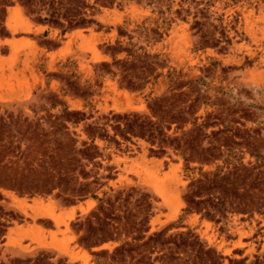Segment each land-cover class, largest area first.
Here are the masks:
<instances>
[{
    "label": "rangeland",
    "instance_id": "rangeland-1",
    "mask_svg": "<svg viewBox=\"0 0 264 264\" xmlns=\"http://www.w3.org/2000/svg\"><path fill=\"white\" fill-rule=\"evenodd\" d=\"M140 259L264 264V0H0V264Z\"/></svg>",
    "mask_w": 264,
    "mask_h": 264
},
{
    "label": "bare ground",
    "instance_id": "bare-ground-1",
    "mask_svg": "<svg viewBox=\"0 0 264 264\" xmlns=\"http://www.w3.org/2000/svg\"><path fill=\"white\" fill-rule=\"evenodd\" d=\"M11 11V10H10ZM22 11V10H21ZM12 14H16L19 17H22V13L20 12V9L18 10V7H12ZM10 14V13H9ZM81 211H85V208H83L82 206L80 207ZM84 213V212H83ZM74 216V212L73 210L66 216L65 219L62 220V222H64L66 228L68 226V220L72 219ZM55 219V218H54Z\"/></svg>",
    "mask_w": 264,
    "mask_h": 264
},
{
    "label": "trees",
    "instance_id": "trees-1",
    "mask_svg": "<svg viewBox=\"0 0 264 264\" xmlns=\"http://www.w3.org/2000/svg\"><path fill=\"white\" fill-rule=\"evenodd\" d=\"M126 244H127V242L124 241V248H125ZM137 264H147V262L143 261V259H140V260L137 262Z\"/></svg>",
    "mask_w": 264,
    "mask_h": 264
},
{
    "label": "crops",
    "instance_id": "crops-1",
    "mask_svg": "<svg viewBox=\"0 0 264 264\" xmlns=\"http://www.w3.org/2000/svg\"><path fill=\"white\" fill-rule=\"evenodd\" d=\"M16 7H18V6H16ZM10 10L12 11V8Z\"/></svg>",
    "mask_w": 264,
    "mask_h": 264
}]
</instances>
